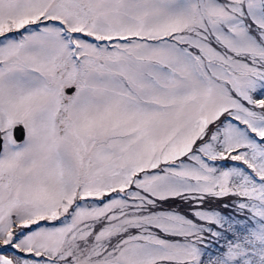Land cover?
<instances>
[{
  "label": "snow or ice",
  "instance_id": "snow-or-ice-1",
  "mask_svg": "<svg viewBox=\"0 0 264 264\" xmlns=\"http://www.w3.org/2000/svg\"><path fill=\"white\" fill-rule=\"evenodd\" d=\"M0 264H264V0H0Z\"/></svg>",
  "mask_w": 264,
  "mask_h": 264
}]
</instances>
